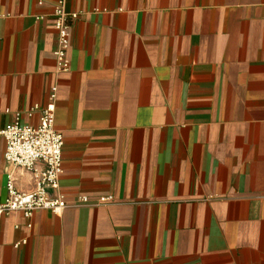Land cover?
<instances>
[{
    "label": "crops",
    "instance_id": "0c3cea01",
    "mask_svg": "<svg viewBox=\"0 0 264 264\" xmlns=\"http://www.w3.org/2000/svg\"><path fill=\"white\" fill-rule=\"evenodd\" d=\"M55 2L0 0V130L56 86L68 205L2 215L0 264H264V0H66L60 73Z\"/></svg>",
    "mask_w": 264,
    "mask_h": 264
},
{
    "label": "built area",
    "instance_id": "2783aa9c",
    "mask_svg": "<svg viewBox=\"0 0 264 264\" xmlns=\"http://www.w3.org/2000/svg\"><path fill=\"white\" fill-rule=\"evenodd\" d=\"M66 0H56L53 6V27L57 32V46L53 52L56 72L69 70L68 48L70 39V19L77 17L65 7ZM56 86H52L48 102L44 107L33 105L25 115L28 117L39 111L38 124L33 126L21 119V113H13L11 121L0 130L5 140L4 159L6 161V196L0 203V217L12 211H20L30 219L37 209H48L60 213L67 205L63 193L59 191L58 179L62 171L61 133L54 127V99ZM31 174L34 186L29 191L16 188L17 173ZM108 198L100 199L101 202ZM85 197H78L76 203H84ZM30 227L31 223L28 222ZM25 243V240L18 244Z\"/></svg>",
    "mask_w": 264,
    "mask_h": 264
}]
</instances>
